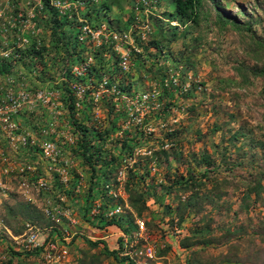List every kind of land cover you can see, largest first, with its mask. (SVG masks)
I'll return each instance as SVG.
<instances>
[{
	"label": "rangeland",
	"instance_id": "rangeland-1",
	"mask_svg": "<svg viewBox=\"0 0 264 264\" xmlns=\"http://www.w3.org/2000/svg\"><path fill=\"white\" fill-rule=\"evenodd\" d=\"M31 1L33 0H18L20 6L16 7L13 5L14 0H0V52L4 49H13L11 57L16 58L20 56L19 51L23 46L31 43L29 39L24 38L27 42L18 47L22 43L21 37L14 35L13 39L16 38L14 44L12 35L10 36V30L16 27L26 33H35L38 30L34 20L37 12L35 7H31ZM79 1L82 0H77L71 7H69L71 0H57L54 3L61 2L62 11L76 13L81 24H88V27L92 23L96 24L97 8L90 4L89 11L81 9ZM140 2L142 0H123L122 6L127 13H124L121 19L130 22L133 17L131 13ZM220 2L228 15L237 20L239 26L250 23L254 34L264 35V0ZM147 5L149 7L144 8L145 18L142 19L140 11L136 12L137 28L143 32V38L152 33L164 34L168 41L160 43L163 47L162 53L153 48L154 46L146 51L150 44L138 36L134 37V28L127 34V39L121 37V41L117 43L116 51L119 55L122 52L130 55V66L125 71L128 72L125 78L132 83V91L130 96L126 94L128 97L114 96L113 100L111 96L109 99L117 106L116 111L126 112L129 106L133 107V111L128 116L120 115L115 118L118 129H115L116 133L105 146L102 163L110 162L112 157L123 158V161L117 165L121 166L117 175L108 173L107 185L104 182L100 183L89 219L84 217V208L80 202L83 203L86 199L91 171L72 152V147H75L74 129H71V123L64 120L65 113L60 107L59 94L52 89L53 83L59 84L60 79L64 81V75L55 82L47 83L46 88L35 93L28 88V82L34 79V75L26 74L24 65L19 66L20 70L15 77L4 79L0 77V236L16 242L24 250L31 247L25 241L26 234L29 233L28 225L37 228L35 230L38 231L40 244L44 245L49 235L53 236V243L47 245L41 258L36 260L16 258L13 264H80L84 255H89L85 264H92L90 262L92 256L98 257L93 264H124L114 258L100 256L103 245L92 249L85 239L94 242L104 240L110 250H118L119 240L123 239L127 248L124 255L129 256L134 263V260H137L138 264H187L190 252L182 248L180 242L194 232L196 222L202 217H190L182 229L178 227L177 221L172 223L170 213L176 211L178 207L175 198L179 194L172 192L168 195L165 190L161 191L159 186L169 179L174 180L173 178L178 175L188 176L189 170L194 175H199L201 170H198L197 166L202 165L198 162L203 155H209L210 160L219 166L217 171L211 173L213 179L226 178L235 185H230L227 195L222 199L226 207L213 210L212 206L205 205L207 212L212 210V218L216 221L213 227L218 228L220 222L235 220V224L245 229L244 233L253 235L255 231L260 230V224L264 225V203L262 201L253 203L255 198L253 195L249 213H240L246 188L236 186L244 178H254L255 176L251 175L259 170L263 171L261 183L264 185V108L260 104H254L252 112L245 105L238 108L237 100L231 99L229 93L218 91L228 83L240 85L242 81L246 85L243 88L244 92H250V87L255 92L260 88V83L250 81L247 74L235 72V68L246 59L244 49L248 45L246 40L249 39L247 37L249 34L238 26L220 28L215 21L214 6L211 2L205 1L198 23L188 24L187 28L180 26L174 37L173 31L169 28L177 26L178 23L166 19V15L175 12L173 1L148 0ZM151 12L154 13L153 16H150ZM161 17L165 20L158 19ZM141 20L143 22L139 26ZM157 20L162 24L157 23ZM147 26L151 29L150 32L143 31V27ZM74 28V32H77L80 24ZM105 30L103 26L102 30L96 32L98 37L87 38L95 40L109 36ZM16 31L18 34L19 30ZM134 51L142 54V58L146 54L147 59H150L147 62L148 70L152 67L157 75L160 67H165L169 71V78L165 84H168L169 88L171 86L176 88L170 96L174 97L168 99L172 105L166 119L155 118L154 114L166 99L160 94V85L154 79L152 71L148 73L140 69L139 75L136 74L134 69H139V60ZM151 53L159 56L158 63L148 57ZM60 55L62 59L65 58L63 52ZM0 58L6 59L1 56ZM91 62L90 58L88 62L82 64L89 70ZM81 65L73 68L75 73V68H80ZM54 70L58 78L60 71H57V67ZM251 82L254 84L251 85ZM88 87L82 85L79 95ZM111 92L102 87L95 93L98 102L94 108L89 106L91 112L100 120L104 121L108 116L105 111L108 107L105 101L101 100V96ZM40 93H44V99L38 98ZM23 94L27 96L25 101L21 97ZM12 97L20 103L19 107H15L13 100L10 99ZM247 101L250 102L249 99ZM97 123L101 122L93 120L90 124ZM138 129L142 130L139 136H142V133L144 136L140 144L135 143L134 153L129 157L127 153H122L124 151L121 145L126 138H133ZM239 131L244 132L247 137L239 139L234 144L230 141L231 137ZM48 143L55 146L54 154L46 153L44 148ZM238 147L241 149L236 151ZM179 153L180 158L170 169L169 161ZM224 154L225 163L221 161ZM239 162H244L243 167H235ZM110 170H113V167ZM41 180L48 183L47 190L40 188ZM58 181L71 196H62ZM127 184L130 185V189L135 187L139 193L144 194L148 208L144 211V218L140 219L134 215L135 223L134 225L130 223L128 233L115 225L95 228L91 223L101 221L97 215L99 216L104 208L106 212L102 218L111 220L115 217L121 222H128L130 212L134 211L129 204ZM210 188L211 183L207 189ZM205 193H208V190ZM20 201L33 203L44 213L48 225L41 226L37 221L17 216L27 230L22 236H14L1 214L6 207L5 204L13 205ZM57 211L60 214L58 219L53 221L47 214ZM234 212H238L239 215L234 216ZM56 229L62 233L61 236L59 233L53 234ZM248 235L235 236L231 242L240 245L238 263L220 262L216 256L225 254L227 247L214 246L202 250L205 252L204 264H264V244L259 238ZM7 248V243L0 244V264H8L11 253ZM149 249L153 250V258L147 256L146 252ZM198 263L199 261L197 263L195 261V264Z\"/></svg>",
	"mask_w": 264,
	"mask_h": 264
},
{
	"label": "trees",
	"instance_id": "trees-1",
	"mask_svg": "<svg viewBox=\"0 0 264 264\" xmlns=\"http://www.w3.org/2000/svg\"><path fill=\"white\" fill-rule=\"evenodd\" d=\"M55 1L57 0H40L39 3H35L36 1L33 0L30 2L31 7H35L37 12L34 20L38 30L35 33L21 32L18 27L10 30V36L12 35V39L14 35H18L21 39H29L31 43L27 44V46H23L19 51V57H9L7 59L0 58V77L3 79L10 76L15 77L18 75L17 71L20 70L19 66L24 65L26 74L31 73V75H34V79L28 82V88L32 93H35L40 89L46 88L47 83L51 81L55 82L61 78V75H64V81L60 79V82L57 85L53 83L52 89L59 94L60 107L65 113L64 120L71 123V129H74L75 147H72V152H74L78 159L82 160L85 167L91 171L90 184L86 199L83 203L80 202L84 208V217L89 219V214L91 213L93 203L96 200L100 183L104 182L105 185H107L108 181H106V179H108V173L117 175L121 168V166L117 165L123 161V158L118 159L112 157L110 162L102 163L105 146L109 139L116 133L115 129H118L115 118L118 116L120 117V115L128 116L130 112L133 111L132 106H129L126 112L116 111L117 106L111 103L109 99L111 96L113 100L114 96H130L132 91V83L128 82L125 78L127 77L126 75L128 72L123 71L120 55L116 51L118 40H115L112 35L116 34L119 37H123L135 28L133 36H138L143 40L148 41L150 44H148L149 46L146 48V51L149 50V47L154 46L153 48H157L159 53L163 52V47L160 46V43L164 41L167 42L168 38H165L166 36L164 34L155 35V33L148 34V37L143 38V32L139 31V28H137L136 12L140 11L139 13L142 16V19L145 18L144 8L148 6V0H142V2L138 4V7H135L131 13L133 17L129 20L130 22H128V20L125 22L121 19L122 15L127 13L122 6L123 0L79 1V5L82 6L81 9L89 11L90 4L97 8L95 9L98 14L97 21L95 22L96 24L92 23L91 26L89 25V28L94 32H99L103 29V26H105L106 34H110L109 36H102L100 39L95 40L88 39L87 36L81 40L82 29L88 26V24H81L76 13L70 14V11H62L61 7L55 5ZM76 1L77 0H71L70 3L73 5ZM172 1L175 6V12L166 15V19L170 20V22L176 21L178 23L177 26H171L169 28L170 31H173L174 37H176L180 26H185L187 28L188 24L198 23L201 17V9L204 6L205 1L211 2L214 6L216 13L215 21L220 28H222V26L226 27L231 25L233 27L238 26L240 29H245V32L249 34L247 36L249 39L246 40L248 45L246 49H244L246 59L235 68V72L237 74H247L250 81L260 83V88L255 92V90L250 87V92H244L243 88L246 85L245 82L242 81L240 85L239 83H228L219 88L218 91L229 93L231 99L237 100L236 107L238 108H242L243 105H245V107L251 112L254 104H260L264 108V35L254 34L252 30L253 27H251L250 23H246L244 26H239L237 20L228 15L226 8H224L220 0ZM13 5L16 7L20 6L18 0H14ZM90 14L91 13H89V15ZM153 15L154 13L151 12L150 16ZM158 19L161 21L165 20L162 17ZM160 20H157V23L162 24ZM142 22L143 20H141L139 26H141ZM77 24H80V28L77 32H74V27ZM16 29L19 30L18 34ZM15 39L16 38L13 39L14 44H16ZM61 52L64 53L65 58L63 59L60 55ZM133 53L137 56V60H139V69L133 68L137 75H139L140 69L148 73L150 71L154 73L155 70H153L152 67L149 70L147 68V62L150 59H147L146 54L144 58H142V54H138L135 51ZM148 57L155 59L158 63L157 58H159V56L156 53L148 54ZM90 58L92 59V62L90 63L91 65L87 74L79 77L74 72L73 68L78 65L80 66L83 62H88ZM56 67L57 71L61 72V74L58 72V78V74L54 70ZM158 69V75L157 73H154V79H156L159 83L158 85H160V94H163V98L167 101L165 100V103L159 107L160 109L154 115L156 119H162V117H165L164 119H166L172 105V103L168 102V99L174 97L170 96L173 95V91L176 87L171 86L169 88L168 84H165V81L169 78V71L167 68L160 67ZM252 84L254 83L251 82V85ZM82 85H87L89 87L82 95H79V89ZM102 87L108 92L112 91L109 94L104 93L101 96V100L105 101V104L108 107L105 109L108 116L107 119L106 117L104 118V121L102 119L100 120L99 117H95L94 113L91 112L89 108V106L94 108L98 102L96 101L98 98L95 97V93L100 91ZM240 87L242 89H240ZM248 99L250 102L247 101ZM246 101L248 104H246ZM77 104L79 106H77ZM192 109L193 108H191V110ZM93 120L100 121L101 123H97L98 125H91L90 123L93 122ZM141 131L142 130H139L133 138H126L122 142L121 148L122 151H124L122 152L123 154L127 153L129 157H132L135 145L140 144L142 136H144V133H142V136H139ZM245 137H247V135L244 132H235L230 141L236 144L239 139ZM240 149L241 148L238 147L236 148V151ZM224 157L225 154L223 155V159H221L223 163H225L226 160V157ZM179 158L180 153L175 154L173 160L169 161L168 166L170 169ZM198 163L202 164L197 166L198 170H201L199 175H194L193 172L189 170L188 176L178 175L173 178L174 180L169 179V181L161 183L159 186L160 190H165L168 195L172 192H178L179 194L175 198L176 201H178V207L176 211L170 213V220L172 223L177 221L178 227L182 229L190 217H202L201 220L196 222L197 227L194 232H192L190 236L183 238L180 242L181 247L190 252L188 256L189 262H187V264H195V261L196 263L199 261L198 264H204L205 252L202 250L214 246H217L218 248L222 246L227 247L225 254L221 253L216 256L220 262L238 263L240 260V245L232 244L231 242L235 236H240V234L248 235V233H244L245 229L242 226L235 224V220L220 222L218 228L213 227V223H216V221L212 218V210L210 212L205 210V205L212 206L213 210L215 208L221 209L226 207L224 205L225 202H222V199L227 195V189L230 185H235L229 182V180H226V178L222 180L212 178L211 173L217 171L219 166L210 160L209 155H203L201 161ZM243 164L244 162H239L235 167H243ZM111 167H113V170H110ZM262 175L263 171L259 170L254 175H251L255 176L254 178H244L239 184H236L237 187L238 185H241L246 188L243 196L244 204L240 209V213H249V208L251 207L250 201L253 199V195L255 196L253 203H259L260 201L264 203V185L261 183ZM57 183L60 192H63L62 196H71L69 191L65 192L63 187L60 186L61 183L59 181ZM210 183L211 188L207 189ZM129 187L130 185L127 184V193L130 195L129 204L134 212H130L128 222H121L115 217L111 220L102 218L106 212L104 208L101 211L102 213H100L99 216L97 215V218H101V221L98 220L91 223L95 228H106L115 225L121 228L123 232L128 233L130 223L133 225L135 223L133 218L134 215L140 219L144 218V211L148 209L145 196L144 194L139 193L135 187L131 189ZM206 190H208V193H205ZM156 195L158 196V193H156ZM186 195L188 196L183 200L182 197ZM5 206L4 211H2L3 214L1 215L3 216L4 223L14 236H22L27 230L25 226L20 223L17 216H21L22 219L25 220H32L33 222L37 221L41 226H44V224L48 225V220L45 218L44 213H42L41 210L31 202L20 201L15 202L13 205L5 204ZM238 215V212H234V216ZM54 232L59 233L60 236L62 234L57 229L53 231V234ZM248 236L257 237L264 244V225L260 224V230L255 231L253 235L251 234ZM52 237V234L49 235V238H47L42 247L30 248L29 250L20 248L16 242L9 241L6 237L0 236V244L7 243V249L11 253L8 258V264H13L14 259L16 258H26L28 260L41 258L45 253L47 245L53 243ZM85 241L92 249H96L100 245H103V250L101 251L100 256L114 258L117 262L124 264H135L129 256L124 255L127 248L125 247L123 239L119 240L120 247L118 250H110L104 240L94 242L85 239ZM84 256L85 257L80 260V264L87 263L86 258L89 259V255ZM96 260H98V257L92 256L90 262L93 264Z\"/></svg>",
	"mask_w": 264,
	"mask_h": 264
},
{
	"label": "built area",
	"instance_id": "built-area-1",
	"mask_svg": "<svg viewBox=\"0 0 264 264\" xmlns=\"http://www.w3.org/2000/svg\"><path fill=\"white\" fill-rule=\"evenodd\" d=\"M148 4V3H147ZM56 6H59V7H61V8H63V6H61V2H58V3H56L55 4ZM72 6V4H70V6L69 7H71ZM23 26H27V25H25V24H22ZM140 25V24H139ZM150 28L147 26V27H143V31H145V32H150ZM102 32V31H101ZM102 34V33H101ZM85 36H87V37H89V38H91V37H94V38H96V37H98L97 36V34H96V32H94L92 29H90L88 26H86V27H84L83 28V36H82V38H81V40H83L84 38H85ZM124 38L123 39H127V37H128V35H125V36H123ZM115 40H118V41H121V37H119V36H114L113 37ZM21 42L22 43H20L19 45H18V47H21L25 42H27L26 40H24V39H22L21 40ZM13 54V49H4L3 51H1L0 52V56L1 57H4V58H9V57H11V55ZM120 57H121V67H122V69H123V71H127L128 69H129V66H130V55L128 54V53H126V52H122V54H120ZM76 70V74H78V75H80V76H82V75H84V73L88 70V67L86 66V65H84V64H82L81 65V67L80 68H75ZM11 95V94H10ZM12 96V95H11ZM44 96V93H40V94H38V98L39 99H44L45 97H43ZM21 97H22V99L25 101V100H27V96H25L24 94L23 95H21ZM11 100H13V103H14V105H15V107H19L20 106V103L17 101V100H14V98L12 97V98H10ZM26 141V139H24V142ZM26 143V142H25ZM45 151H46V153L48 154V155H50L51 153H53L54 154V152H55V146L52 144V143H48V144H46L45 145ZM40 185H41V189L42 190H47L48 189V183L47 182H45V180H41L40 181ZM60 214V212L59 211H57V213L56 212H48V216H49V218H52V220L53 221H56L57 219H58V215ZM143 226V225H142ZM35 229H37L35 226H31V225H28V234H26V239H25V241L28 243V244H30V246L31 247H38V246H40V245H43V244H40L39 242H38V231H36ZM29 246V247H30ZM30 247V248H31ZM147 256L149 257V258H153L154 257V254H153V250H151V249H149V250H147ZM49 257V256H48ZM135 261V263L136 264H138V262H137V260H134ZM140 264V263H139Z\"/></svg>",
	"mask_w": 264,
	"mask_h": 264
},
{
	"label": "clouds",
	"instance_id": "clouds-1",
	"mask_svg": "<svg viewBox=\"0 0 264 264\" xmlns=\"http://www.w3.org/2000/svg\"><path fill=\"white\" fill-rule=\"evenodd\" d=\"M147 3H148V1H147ZM174 22H176V21H174ZM140 24V23H139Z\"/></svg>",
	"mask_w": 264,
	"mask_h": 264
},
{
	"label": "crops",
	"instance_id": "crops-1",
	"mask_svg": "<svg viewBox=\"0 0 264 264\" xmlns=\"http://www.w3.org/2000/svg\"><path fill=\"white\" fill-rule=\"evenodd\" d=\"M41 172H43L42 169H41Z\"/></svg>",
	"mask_w": 264,
	"mask_h": 264
}]
</instances>
